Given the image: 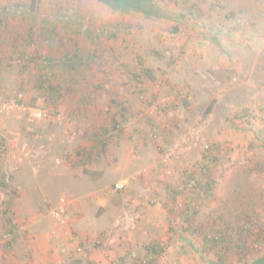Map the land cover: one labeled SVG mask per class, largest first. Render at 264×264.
Wrapping results in <instances>:
<instances>
[{"label": "rangeland", "instance_id": "1", "mask_svg": "<svg viewBox=\"0 0 264 264\" xmlns=\"http://www.w3.org/2000/svg\"><path fill=\"white\" fill-rule=\"evenodd\" d=\"M19 2L33 0H0V6ZM152 2L145 12L102 0L37 6L39 19L59 8L86 15L93 28L126 25L118 38L104 34L93 44L70 23L62 35L58 23L57 46L48 47L52 38L44 37L33 44L32 53L58 56L59 46L70 49L59 42L67 40L74 51L96 48L99 57L71 71L72 91L63 90L55 105L39 100L49 110L46 118L30 121L17 109L0 113L7 148L0 156V264H210L206 260L219 253L192 246L185 210L195 206L198 222L227 227L224 212L239 207L240 194L253 207L254 228L264 226V0ZM28 18L13 16L8 29L27 33ZM13 32L0 29V97L22 89L32 104L41 68L27 61L7 65ZM120 103L130 119L120 135L107 134ZM102 139H108L105 147L95 143ZM209 144H221L215 160ZM81 153L92 155L84 161ZM204 162L211 169L203 180L215 182L213 193L180 194L172 202L170 187ZM121 181L126 185L117 190ZM9 230L17 238L6 246ZM87 236L102 239L88 256L76 250ZM245 241L250 245L241 253L226 250L225 264H264V240L260 250L255 236Z\"/></svg>", "mask_w": 264, "mask_h": 264}, {"label": "trees", "instance_id": "2", "mask_svg": "<svg viewBox=\"0 0 264 264\" xmlns=\"http://www.w3.org/2000/svg\"><path fill=\"white\" fill-rule=\"evenodd\" d=\"M106 4L113 6L115 8L129 11L132 10V7L136 10H139L141 12H145L154 5L153 0H102ZM42 2V0H33V3H23L19 2L16 4H8L6 6H0V29L13 32L10 28V22L9 19L20 17V16H26L28 15L29 20L31 23L27 24L25 23L24 30L27 31V33H18L13 32L12 35V41H13V48H11V54L5 58L7 65L10 66L12 63L7 60H16L18 59L17 55L20 56L19 59L23 61L25 58L29 57V62H35L39 68H41V74L40 79L38 82L40 90L39 98H36L35 101H33V106H40L39 100H48L50 102V105H55L61 97H64L63 90L66 91H72V84L71 81L74 77H71V71L78 68H83L91 65V62L96 60L99 54V51H96V48L90 47V52L88 49L84 51L83 47H79L77 49L72 50L73 44L70 41L64 40L59 42H66L65 45H69L68 43H71L70 49L67 46H59L60 47V55H54L51 52H46L45 55L32 53V46L35 44L39 38L44 37L45 41L47 38H52V41L48 39V47H55L58 44L55 43V40H53L54 37H52V34L59 33L56 32L57 30H60L61 25H64V27H67V24H73L77 27H75V30H81L82 34L87 36L88 38L92 39V43L95 44V40L103 36L104 34H109V36H112L114 38H118L119 35H121L124 31V27L126 24L124 23H113L112 25H105L99 29V31L94 30V28L87 24V16L84 14H80L78 12L68 10L67 13H63L61 9H55L52 10L48 16L46 15L44 18L39 19L37 12H35L37 9V6ZM151 2V3H150ZM14 9H28L27 11L22 12H12L10 8ZM30 8V9H29ZM66 10V9H65ZM69 15L70 18L67 20H61L59 17L61 15ZM52 15V19L50 16ZM42 22V25L39 24V22ZM62 21V22H61ZM58 23L60 24L58 26ZM126 30H131L130 26H126ZM62 32V30H61ZM17 35L16 37H14ZM63 35V34H62ZM101 35V36H100ZM21 41V43H20ZM36 41V42H35ZM46 43V44H47ZM44 44V43H43ZM41 44V45H43ZM31 48V53H28L27 50ZM1 49V46H0ZM48 53V54H47ZM101 59V58H100ZM1 61V58H0ZM3 67H0V72L2 73ZM69 76V77H68ZM22 90V89H21ZM85 100H89L87 95L84 96ZM143 99V98H142ZM152 102V101H150ZM150 104V103H149ZM118 107V112L116 114L112 115L110 117V121L108 126H105V131L108 134L111 130H114L116 133H119V135L123 132V123L127 122L129 116L127 109L125 107L124 103L116 104ZM118 113V114H117ZM121 117V118H120ZM120 131V132H119ZM108 140V139H107ZM107 140H96L95 143L102 144L104 147L107 145ZM5 140H3L0 137V156H3V154L6 152V145ZM207 154H212L213 159L219 157V153L221 151V144H212L207 145ZM227 147L225 148V151H227ZM218 151V152H217ZM90 153V152H89ZM83 154V153H81ZM206 154V156H208ZM83 160L86 161L87 158H90L92 154H83ZM84 161H81L82 163H85ZM212 161V160H211ZM210 165H208L206 162L200 164L198 166L197 170H189V173L187 174V177H185L181 182L177 183V186L170 187L169 192L171 196V201L175 202L178 200V196L180 194H185L187 196L195 197V196H210L211 193H213L215 189V182L213 180H209L208 182H205L203 180V177L206 176L208 173H210ZM193 175H195L196 183L191 184L189 183V180H192ZM203 180V181H202ZM247 197L245 194H240L237 197L236 202L239 204V207L235 209L230 208V205L227 206V209L230 210L229 212H224L227 217L233 218L238 217L240 222L238 224H234L233 226L230 225L229 219H227V223H222L224 221L225 215H220L221 221L223 225L225 224L227 227L222 225H217L208 222H198V219L196 217V207L194 208H186L184 219H185V225L183 226V229L188 234H194L193 236L196 238V243L192 242V246L197 249L198 252H201V254L205 251H209L211 249H216L217 253H219L218 259L211 258L207 259L206 261L210 264H225L226 262V250H238L245 251V248L250 245V243L245 241L250 235L255 236L257 239L256 247L260 250V248L263 244L261 240H264V226L259 225L257 226V229H255L254 225H256V220L253 217V210L250 211L249 208L251 205L250 203L247 204ZM11 205V203H10ZM169 209H172L175 211V207H169V204H166ZM242 206H244V209H242ZM219 220V219H218ZM197 223L195 226L194 223ZM219 223V224H220ZM229 227V228H228ZM228 228V229H226ZM12 229V228H11ZM16 230V229H15ZM14 230H9L8 233H13ZM201 237V244H198V238ZM17 237L15 235L12 239L8 240L6 242V246H10L13 241H15ZM89 236H87L85 239H88ZM101 238V237H100ZM200 245V246H197ZM100 246V245H99ZM98 246V247H99ZM150 253L154 256L158 254V244L152 245L150 248ZM260 264V263H256Z\"/></svg>", "mask_w": 264, "mask_h": 264}, {"label": "built area", "instance_id": "3", "mask_svg": "<svg viewBox=\"0 0 264 264\" xmlns=\"http://www.w3.org/2000/svg\"><path fill=\"white\" fill-rule=\"evenodd\" d=\"M30 9V8H29ZM1 10V9H0ZM10 10L12 12H14L15 10H17L16 12H22V11H27L26 9H14L13 7L10 8ZM52 17V15L50 16V18ZM53 18V17H52ZM70 16L69 15H61L59 17V19L61 20H67L69 19ZM100 27H95L94 26V30L99 31ZM18 59L16 60H7L10 61V63H16V64H20L21 62H26L23 61L20 58L19 55H17ZM25 60H29V57L25 58ZM1 72H0V76H1ZM21 110L27 114H29V120L30 121H36V120H40L43 118H46L49 115V110L45 109L44 106H33L32 104L28 103L26 100V93L25 90H18L15 92V94L13 95V97L8 98V97H0V113L5 112V111H10V110ZM208 147V146H207ZM171 172V171H170ZM195 175H193L192 180H189V183L194 184L196 183V179H195ZM126 183L121 181V182H117L115 184V187L117 190H121L125 187ZM59 212H65L64 207H59L58 211L55 212L56 213V217H59L60 214ZM13 234L12 233H7L6 237L7 240H10L13 238ZM102 239L101 238H88L85 239L83 238V240H79L76 246V250L78 252H81L84 255H90L92 254L95 249L101 244Z\"/></svg>", "mask_w": 264, "mask_h": 264}, {"label": "crops", "instance_id": "4", "mask_svg": "<svg viewBox=\"0 0 264 264\" xmlns=\"http://www.w3.org/2000/svg\"><path fill=\"white\" fill-rule=\"evenodd\" d=\"M22 28H23V27H22ZM68 28H69V27L62 28V29H61L63 35H66V34H64L63 32H68V33H70V31H69ZM85 39H86V38H84V40H85ZM95 41H97V40H95ZM68 44H69L68 46H70V47L72 46L71 43H68ZM95 44H96V43H95ZM81 47H83V46H81ZM87 49H88L89 51H86V52H90L89 47H84V51L87 50Z\"/></svg>", "mask_w": 264, "mask_h": 264}]
</instances>
